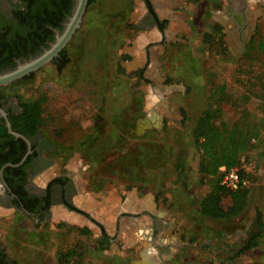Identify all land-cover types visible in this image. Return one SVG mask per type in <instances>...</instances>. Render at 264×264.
Masks as SVG:
<instances>
[{
    "label": "rangeland",
    "instance_id": "1",
    "mask_svg": "<svg viewBox=\"0 0 264 264\" xmlns=\"http://www.w3.org/2000/svg\"><path fill=\"white\" fill-rule=\"evenodd\" d=\"M195 1L196 4L190 3L192 7L179 8L186 14L185 19L182 16L183 19L178 18L171 24L170 31L176 35L178 42L156 50L152 45L147 47L148 62L141 69V76H130L131 72L126 71L121 73L115 61L102 69V65L93 58L87 62L86 77L74 86H69L66 77H61L56 62H49L34 71L29 79L21 78L12 85L2 86V96L9 103L20 105L25 100L45 98V123L40 133L52 145V150L46 153L52 163L31 178L32 186L41 190L55 177L73 179L66 185L68 191L72 190L69 197L63 194L57 198L56 201L60 203L51 206L48 218L33 217L19 210L0 219V245L5 247L6 254L14 258L17 264H34V260L42 256L46 257L48 264H58V253L72 247L75 253L71 258L74 261L79 255L77 259L80 264H128L127 257H120L121 254L130 253L133 257L142 250L128 249L124 241L126 236L123 235V220L127 214L123 211L124 206L130 197L128 194L136 192L137 186L128 188L125 182L115 179L105 183L96 179L98 171L106 170L113 151L106 150L103 161L93 166L79 151L65 159L64 154L56 148L78 139L94 126L96 119H101V115L109 117L128 103L131 106L130 95L136 92L146 94V115L151 117L156 131L150 129L146 137L145 134L139 135L138 117L132 127L137 133L130 132L126 136L124 149H132L143 140L154 137L172 146L176 144L177 151L185 159V170L178 176L171 174V179L162 183L163 187L151 185L147 188L161 189V200L168 208L178 206L180 223L196 221L201 223V228L208 225L210 229V237L195 244L186 238L183 241L177 239L178 261L170 260L165 264H264L263 242L256 249L243 251L249 232L255 228L258 213L261 212L264 218V142L254 148L253 140V147L242 155L239 165L247 181L245 186L250 190L245 210L235 217L216 220L201 215L199 211L200 200L212 186L199 173L201 154L193 140L196 118L199 112L208 107L219 108L218 123L237 121L243 128H253L254 120L264 115V0H241V3H235L239 0ZM242 9L243 19L238 15L235 19L234 11ZM223 23L227 24L228 33L223 31ZM221 34L223 44L217 40ZM81 35L82 32L79 37ZM74 36L67 47L72 44ZM186 60L191 71L200 64L201 75H204V85L199 92L203 102L200 105L194 102L193 107L183 106V101L177 97L183 96V86H177L181 75L190 73ZM105 73L109 78L108 83L98 85L96 80L102 79ZM115 80L119 84L113 87ZM218 84H223L225 91L212 101L211 92ZM190 90V87L185 89L186 96ZM102 93H105L103 98ZM166 96L176 97L169 116H165L163 111L166 105L162 102ZM149 100H152L151 107ZM167 104L170 103L167 101ZM176 105L183 112L175 109ZM101 106L105 113H102ZM259 125L264 138V121H259ZM1 190L3 184L0 180V193ZM223 203L225 207L231 204L228 195H224ZM67 210H74L79 218L68 221L65 215ZM11 216L13 220L9 221ZM81 225H91L94 230L91 229L89 235H82L69 227ZM181 230L179 227L177 232ZM190 233L199 234L201 229L192 227Z\"/></svg>",
    "mask_w": 264,
    "mask_h": 264
},
{
    "label": "trees",
    "instance_id": "2",
    "mask_svg": "<svg viewBox=\"0 0 264 264\" xmlns=\"http://www.w3.org/2000/svg\"><path fill=\"white\" fill-rule=\"evenodd\" d=\"M133 1L89 0L83 28L81 27L76 32L72 44L62 50L59 61L56 63L61 77H66L69 86L77 85L79 81L86 77L85 71L88 60L94 58L102 65V69L106 67V61L101 52L106 45L104 27L107 22L113 21L111 18L113 15L127 14ZM146 1L149 9L153 12L150 0ZM71 6L72 0H29L27 10L24 11L23 17H20V25L29 27L30 36L35 37L34 35L39 34L41 31H50L48 25L61 27L60 22L65 14L70 12ZM119 23L122 25V20H119ZM121 25H117L120 30H122ZM128 26H132V24L129 23ZM217 28L219 29L220 26L218 25ZM81 32L82 35L79 37ZM217 40L219 44H223V35L221 34ZM4 44L9 45L6 42ZM22 51L24 49L21 46L14 49L16 53ZM3 55L4 52L0 54V59L3 58ZM185 63L186 68L190 71L187 75H191V72L194 74L202 67L200 64V66L196 65L194 70L191 71L189 61L186 60ZM118 71L125 73L120 64H118ZM105 74L102 79L96 80L98 85L99 83L105 84L106 80L104 79H106L107 73ZM31 75L23 79H29ZM90 75L93 77L92 74ZM129 75L141 76L142 70L133 71ZM224 88L223 84L214 87L210 95L211 100L213 101L216 96L218 97L221 93H224ZM136 93L142 94L141 92ZM0 94L3 95L2 88ZM130 96L131 106L128 103L109 117L101 115V119H98V121L96 119L94 126L84 132L78 139L63 146L62 144L56 146V148L64 154L65 159L77 151L83 152L86 159L93 166H97L103 161L106 150L113 151L106 164V170L100 171L109 179L125 182L126 185H129L128 188L132 186L144 188L151 185H162L164 180L160 179L158 181L157 178L165 176L167 179L171 174L180 175L185 170V159L177 151L176 144L172 146L167 142L158 141L155 137L147 140V143H141L132 149H123L126 144V136L130 134V129L134 127L135 120L140 117L143 111L142 96L137 95L138 97H135L133 93ZM103 97H105V93L101 94V98ZM44 101L43 96L22 101L19 112L9 115L13 129L25 136L40 133L45 123ZM101 109H103L102 113H105L103 106H101ZM219 117V108L208 107L196 118L193 128V140L196 149L201 154L199 173L212 186L211 190L200 200L199 211L205 217L223 220L235 217L245 210L249 201L250 190L247 186H242L236 191L225 188L221 183L220 168L222 166L227 168L239 167L242 155L253 147V140L254 148L257 144L264 142L261 133L262 128L259 125V121H264V115H261L259 120H254L253 128H243L237 121L222 122L221 124L218 123ZM26 151L27 144L25 140L21 137L16 138L11 134L4 119L0 118V169L7 163L18 164ZM34 155H36V152ZM34 155H30L29 159ZM28 162L29 160L17 167L9 165L5 170L6 178L9 177L10 172L25 174ZM240 172L245 177L243 170H240ZM60 181L64 182L66 180L64 177H55L49 182V186ZM224 195H228L231 199V204L228 207L224 206ZM26 207L30 211H36L35 207ZM69 227L76 229L82 235L91 234L88 227ZM262 242L264 243V218L259 212L255 228L249 232L243 251L256 249ZM74 253L75 249L73 247L59 252L57 256L58 264H80L77 259L79 255H76V260H72L71 257Z\"/></svg>",
    "mask_w": 264,
    "mask_h": 264
},
{
    "label": "crops",
    "instance_id": "3",
    "mask_svg": "<svg viewBox=\"0 0 264 264\" xmlns=\"http://www.w3.org/2000/svg\"><path fill=\"white\" fill-rule=\"evenodd\" d=\"M150 1H152L151 3L154 7L157 16L160 18V20H164V23L162 24H167L166 27L164 28L163 26V28H161L160 26H158V24L149 25L145 23L144 20L146 18V15L148 14L147 2L146 0H134L132 7L128 10V15H113L111 17L113 21L107 22L104 27L106 45L101 50V52L104 56L107 65L108 63L115 61L117 67L118 64H120L124 68L126 73L141 70L143 69L144 65L148 62L147 47L149 45L154 46V49L156 50L158 49V47L162 46L161 48H163L166 45L171 46L172 44L178 42L176 40V35H174L173 32L170 31L171 24L174 20L177 21L178 18L183 19L184 17L185 19L186 14H184L179 8L183 6L187 8L189 6L192 7V4H190L192 2H188L187 0ZM193 3L196 4L195 1H193ZM235 3H241V0L235 1ZM111 18L110 21L112 20ZM119 20H122V25L119 23ZM129 23L132 24V26H128ZM118 24L119 26L121 25L122 30L118 28ZM181 43L182 42H180V44ZM156 65H158L157 61ZM154 67L158 69L160 68L157 66ZM125 68H129L131 70L128 71ZM201 73L202 70L200 68L192 75H181L182 78L178 81L177 86H183L184 90L182 92L180 91L181 95L183 96L177 97L179 98V101H183V106L186 105L187 107H193L194 102H198L199 105L203 102V96L202 94H199V92L202 91L204 85V75H201ZM196 77H198L199 80L195 81L194 79ZM128 79L131 78L128 77ZM160 79L162 80V77H160ZM108 80L109 78H106V82L104 81L105 84L108 83ZM163 80H165V78H163ZM148 81L150 84H152L149 79ZM144 83L147 84L146 81H144ZM153 83L157 85L155 82ZM117 84H119V82L116 83L115 80L113 87ZM170 87L171 89H175L174 86ZM189 87L191 88V92H189L188 96H186L185 89L187 90L189 89ZM134 95L135 97H138L137 95L142 96L143 111L142 115H140V121L137 128L139 135L145 134L144 136L146 137V134L148 133V131H150V129L156 131L155 128H153V122L151 117H147L146 115L148 110V106L146 103V94L137 93ZM175 100L176 97H163L162 103H165L166 105L163 110L165 112V116H169V114H171L173 102ZM167 101L170 103L169 105L167 104ZM149 102L151 107L152 100H149ZM175 109H178L180 113L183 112L181 107H178L177 105ZM203 112L204 109L199 112L198 116H200ZM173 115L175 116V113ZM130 132L137 133L136 129L132 128L130 129ZM141 143H147V140H143L139 144ZM124 148L125 146L123 147V149ZM98 174V176L96 177L97 180H102V182L104 181L103 183H105V181L110 180L106 175L102 174L101 172H99ZM160 179H163L164 182H167L169 179H171V177L167 179L165 176H163V178H157L158 181ZM163 184L160 186L163 187ZM160 190L161 189L156 190L149 189L147 187H137V190H135L137 193L133 192L131 194H128L130 197H128L127 204L126 206H124L123 210L127 213L125 215L126 217L123 220V235L126 236L124 238V241H126L128 249H142L139 253H135V255L133 254V257L130 256V253L121 254L122 256L120 257H127L128 264H165L166 261L170 260L178 261L177 256L179 250L177 247L178 244H176L177 239H181L183 241L186 238L188 242L191 241L192 244H195L200 240L202 241L203 239L210 237L208 235L210 230L208 225L202 226L201 228V223H196V221V224L193 222L187 224L180 223V220H178L177 217V214L180 213L178 206L174 205L170 208L165 206V204L161 200ZM141 192H144L142 193L144 195H142ZM73 211H65V215L67 216L68 221L70 222V219L77 220V218H79ZM8 213L9 215H13L14 210L0 205V219L4 215L8 216ZM62 219H59V221ZM12 220L13 218L11 216L9 221ZM178 223H180V225ZM79 227L85 226L81 225ZM88 227L90 230H94L93 226L89 225ZM179 227H181L182 230L177 232V229ZM192 227L200 228L201 233L192 235L190 233V229H192ZM93 256L94 255H92V257ZM13 260L15 261L14 258ZM37 260L38 259L34 260V264H48V262H46V257L43 258L42 256L41 259H39L38 261Z\"/></svg>",
    "mask_w": 264,
    "mask_h": 264
},
{
    "label": "flooded vegetation",
    "instance_id": "4",
    "mask_svg": "<svg viewBox=\"0 0 264 264\" xmlns=\"http://www.w3.org/2000/svg\"><path fill=\"white\" fill-rule=\"evenodd\" d=\"M28 2L29 0H0V54L4 52V59H0V69H2L0 72L17 66L18 60L24 61L36 57L44 51V48H48L49 43L53 42L56 38V30H63V24L67 20V17L72 13L75 5V0H72L70 12L66 13L63 20L60 22L61 27H52L48 25L47 27L50 28V31H41L33 37L30 36L29 27L20 25V17H23L24 11L27 10ZM243 11L244 9L234 11L233 14H235V19L238 15L242 20L244 16ZM163 21L164 20H160L157 16L154 7L153 12L148 7V14L144 20L145 23L149 25L158 24L161 28H163V26L165 28L167 24L163 25ZM222 25L223 31L228 33L227 24L223 23ZM239 29L242 31L241 28ZM4 42L9 45H5ZM18 46H21L24 51L21 53L14 52V49ZM61 52L50 62L57 63L61 56ZM32 73L33 72L26 76H29ZM26 76L22 78H25ZM1 88L2 87H0V89ZM0 105L6 110L8 118L11 113H17L20 110L19 104L12 102L9 103V100L1 94ZM0 118L4 119L1 114ZM26 137L31 141V149H29V146L25 141L27 144V151L22 160L17 165L13 166H20L25 161L29 160L27 168L25 169V174H21V172H10L9 177L6 178L5 170L9 166V163L3 165L0 169V172H2L0 174V180L3 184V190H1L0 193V205L11 208L14 212L20 210L33 217L41 218L44 216L45 218H48L51 213V206L55 203H60L59 201H56V199L63 194H65V197H69L72 190L68 191L66 185L73 181V179L67 178L65 179L66 181L57 182L52 186H49L48 184L46 188L41 190L34 188L31 184V178L47 169L50 166L49 164L52 163L51 159L46 156V153L49 152V150H52L50 149L52 145L50 141L42 136L41 133ZM35 152L36 155H34ZM32 154L34 156L29 159V156ZM53 187H55V190ZM26 206L31 208L35 207L36 211H30ZM0 264H16L15 261L6 254L5 247L1 245Z\"/></svg>",
    "mask_w": 264,
    "mask_h": 264
},
{
    "label": "water",
    "instance_id": "5",
    "mask_svg": "<svg viewBox=\"0 0 264 264\" xmlns=\"http://www.w3.org/2000/svg\"><path fill=\"white\" fill-rule=\"evenodd\" d=\"M88 3L89 0H75L73 11L67 17V20L64 22L63 30H56V38L53 42L49 43V47L44 48V51L36 57H32L24 61L18 60L17 66L1 71L0 87L11 84L14 81L30 74L31 72L39 70L42 66L46 65L47 63L52 61L56 56H58L59 53L71 41L74 34L82 26L84 22V14L88 7ZM0 114L4 118L5 124L8 127L9 132L13 134L16 138H23L27 142L29 149H31L30 139L13 129L12 123L7 116V112L1 105ZM9 165L14 166L15 164L9 163ZM1 173L2 172H0V174Z\"/></svg>",
    "mask_w": 264,
    "mask_h": 264
},
{
    "label": "built area",
    "instance_id": "6",
    "mask_svg": "<svg viewBox=\"0 0 264 264\" xmlns=\"http://www.w3.org/2000/svg\"><path fill=\"white\" fill-rule=\"evenodd\" d=\"M220 172L222 174V185L230 191H236L247 184V181L242 176L239 167L227 168L222 166L220 168Z\"/></svg>",
    "mask_w": 264,
    "mask_h": 264
}]
</instances>
